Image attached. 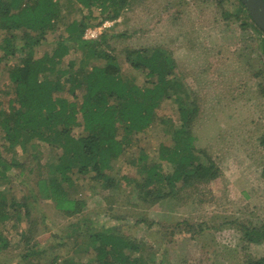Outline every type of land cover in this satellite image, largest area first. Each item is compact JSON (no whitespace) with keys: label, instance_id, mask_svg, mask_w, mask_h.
Instances as JSON below:
<instances>
[{"label":"trees","instance_id":"1","mask_svg":"<svg viewBox=\"0 0 264 264\" xmlns=\"http://www.w3.org/2000/svg\"><path fill=\"white\" fill-rule=\"evenodd\" d=\"M72 1L80 17H65L60 0H0V62L14 60L4 65L8 67L5 92L11 95L8 108L0 101V252L20 248L24 264H145L142 246L117 226L85 228L89 221L82 215L87 208L86 195L122 187L128 190L133 184L130 192H138L145 203L179 200L188 189L218 178L220 169L195 143L198 111L178 91L181 84L168 51L159 47L127 50L126 61L143 76L138 83L136 75H125L118 58L102 47L106 32L95 39L84 37L97 18L94 7L101 10L103 19H116L130 0ZM216 1L221 5L227 2ZM237 4L236 18L244 17L243 25L254 22L243 1L237 0ZM60 25L66 34H60L51 41L50 49L38 54V48L50 44L48 35ZM78 51L79 57L65 61L67 55ZM169 98L176 104V119L157 114ZM157 120L168 143L160 142L154 157L144 149L137 156L132 154L127 161L137 174H121L115 162L131 154L138 135ZM42 143L49 146L51 154L45 163ZM20 153L25 157L21 159ZM32 174L33 204L39 197L50 199L66 217L79 216L71 224L74 245L65 256L41 257L56 246H67L68 239L41 247L34 240L37 220L32 216L29 195H13L12 178ZM13 220L18 234L15 242L2 229ZM243 229L250 242L264 239V225ZM246 264H264V255L248 259Z\"/></svg>","mask_w":264,"mask_h":264},{"label":"rangeland","instance_id":"2","mask_svg":"<svg viewBox=\"0 0 264 264\" xmlns=\"http://www.w3.org/2000/svg\"><path fill=\"white\" fill-rule=\"evenodd\" d=\"M60 2L65 17H80L76 3ZM237 7V0H227L222 5L216 0H130L116 19H103L101 10L93 8L97 18L86 31L98 27L100 19V26L107 23L98 34H108L102 47L118 58L125 75H136L138 83H142L143 76L126 61L128 49L159 47L170 53L181 84L178 91L198 111L195 143L220 169L218 178L188 189L179 200L165 198L145 203L138 192H130L133 184L127 186L128 190L122 187L86 195L87 208L82 215H87L89 221L85 228L117 226L118 231L142 246L145 264H246L248 259L264 255V239L250 242L243 229L264 225V34L252 21L243 25L245 18L235 16ZM60 34H66L63 25L48 35L50 44H42L38 54L50 49L51 41ZM75 55L79 57V51L67 55L65 61ZM5 62L9 66L14 60L0 62V101L8 108L11 95L5 92ZM157 114L176 119L173 99L165 100ZM162 141L169 140L157 120L152 128L138 135L131 154L115 162L120 173L129 177L137 174L128 163L132 154L137 156L144 149L154 157ZM40 151L45 163L51 156L50 148L42 143ZM42 171L47 174L46 166ZM25 175L14 176L10 186L16 197L22 193L30 197L32 216L37 220L34 240L47 247L68 239L67 246H56L55 251L50 249L41 257L71 253V224L79 216L66 217L50 199L39 197L33 204L30 191L35 178L33 174L27 178ZM23 179L27 182L23 183ZM186 223L190 227H185ZM14 224L15 220L9 221L2 229L15 242L18 234ZM21 251L13 248L0 253V264H24Z\"/></svg>","mask_w":264,"mask_h":264},{"label":"water","instance_id":"3","mask_svg":"<svg viewBox=\"0 0 264 264\" xmlns=\"http://www.w3.org/2000/svg\"><path fill=\"white\" fill-rule=\"evenodd\" d=\"M252 20L264 32V0H242Z\"/></svg>","mask_w":264,"mask_h":264},{"label":"built area","instance_id":"4","mask_svg":"<svg viewBox=\"0 0 264 264\" xmlns=\"http://www.w3.org/2000/svg\"><path fill=\"white\" fill-rule=\"evenodd\" d=\"M107 23H103L101 26L99 25L98 27H96L95 29H88L84 35L85 38H96L98 36V34L100 33V31L102 30V28L104 26H106Z\"/></svg>","mask_w":264,"mask_h":264},{"label":"crops","instance_id":"5","mask_svg":"<svg viewBox=\"0 0 264 264\" xmlns=\"http://www.w3.org/2000/svg\"><path fill=\"white\" fill-rule=\"evenodd\" d=\"M0 253H2V252H0Z\"/></svg>","mask_w":264,"mask_h":264}]
</instances>
